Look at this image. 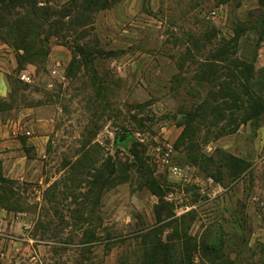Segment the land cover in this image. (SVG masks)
Wrapping results in <instances>:
<instances>
[{"label": "rangeland", "instance_id": "rangeland-1", "mask_svg": "<svg viewBox=\"0 0 264 264\" xmlns=\"http://www.w3.org/2000/svg\"><path fill=\"white\" fill-rule=\"evenodd\" d=\"M36 1L50 17L35 46L50 51L19 70L23 50L0 37V66L22 81L0 123L35 98L55 106V130L43 182L0 167V205L33 239L0 264H140L155 233L180 257L181 230L194 264H264V113L222 106L218 57L264 71V0Z\"/></svg>", "mask_w": 264, "mask_h": 264}, {"label": "trees", "instance_id": "trees-1", "mask_svg": "<svg viewBox=\"0 0 264 264\" xmlns=\"http://www.w3.org/2000/svg\"><path fill=\"white\" fill-rule=\"evenodd\" d=\"M79 0L71 1V9L78 8ZM90 2V1H88ZM100 7H106L109 0H104ZM96 3V2H95ZM264 3V1H263ZM83 6V5H82ZM71 10L68 15H70ZM50 13L49 8L41 7L36 0H0V37L11 39L12 45L15 48L22 49L23 53L17 54V61L20 64V69H23V63L28 60L31 63L44 59L49 54V47L44 43L40 46H35L37 42L35 37L37 34L38 23L48 22ZM264 24V15L260 14L259 18ZM51 23V24H50ZM38 24V25H37ZM49 25L54 27L53 22ZM36 31V32H35ZM238 33V32H237ZM32 48H35L32 51ZM80 54H85L82 48L79 50ZM219 60L226 64L227 76L229 81H223L221 87L222 106L225 109L233 110L238 116L243 117V120L257 118L264 113V80H260L258 76L263 79L264 71H255L254 65L245 61H240L237 58L228 59L226 48H220L218 53ZM8 79L12 88L10 101L13 102L14 94L17 90L15 86L17 83H22L19 78L14 79L12 74H8ZM5 101V100H2ZM1 107V104H0ZM201 104L199 105V110ZM1 111V109H0ZM198 113H195V117ZM202 115V114H201ZM202 116H205L204 114ZM233 116V113L231 114ZM240 162V168L243 170L245 161L241 158H236ZM3 179V178H1ZM152 232V231H150ZM182 254L177 256L178 247L171 239L163 241L160 233L148 235V240L145 242H138L140 250L143 251L144 261L140 264H194L192 259L193 249H197L198 244L191 242V235L181 230L180 235ZM124 263V262H122Z\"/></svg>", "mask_w": 264, "mask_h": 264}, {"label": "crops", "instance_id": "crops-1", "mask_svg": "<svg viewBox=\"0 0 264 264\" xmlns=\"http://www.w3.org/2000/svg\"><path fill=\"white\" fill-rule=\"evenodd\" d=\"M58 61L62 66L61 61ZM59 67L53 63L51 71L56 73ZM2 68L0 66V99L7 100L10 99L12 88L8 79L9 70ZM23 74L29 77L28 81H32L31 75ZM56 113L53 104L34 98L19 109L13 120L0 123V167L4 177L20 182L44 181L43 158L55 130ZM25 217L23 211L0 205V257L5 256V248L13 249L15 253L23 249L24 245L31 248L30 242L25 243L26 239L33 241L27 233H14L23 225H32Z\"/></svg>", "mask_w": 264, "mask_h": 264}, {"label": "built area", "instance_id": "built-area-1", "mask_svg": "<svg viewBox=\"0 0 264 264\" xmlns=\"http://www.w3.org/2000/svg\"><path fill=\"white\" fill-rule=\"evenodd\" d=\"M22 78H27L29 79V77L26 74H22Z\"/></svg>", "mask_w": 264, "mask_h": 264}]
</instances>
